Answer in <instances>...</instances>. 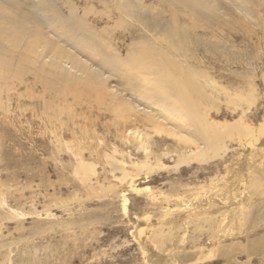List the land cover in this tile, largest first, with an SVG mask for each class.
Instances as JSON below:
<instances>
[{
  "label": "rangeland",
  "instance_id": "rangeland-1",
  "mask_svg": "<svg viewBox=\"0 0 264 264\" xmlns=\"http://www.w3.org/2000/svg\"><path fill=\"white\" fill-rule=\"evenodd\" d=\"M19 1L0 0L35 22L0 43V264H264V0H206L214 15L177 0ZM45 3L101 55L166 49L169 33L194 84L186 118L143 99L151 64L88 59L37 22ZM49 41L99 76L55 74ZM189 115L215 128L202 151Z\"/></svg>",
  "mask_w": 264,
  "mask_h": 264
},
{
  "label": "bare ground",
  "instance_id": "bare-ground-1",
  "mask_svg": "<svg viewBox=\"0 0 264 264\" xmlns=\"http://www.w3.org/2000/svg\"><path fill=\"white\" fill-rule=\"evenodd\" d=\"M6 1L10 3L9 5L14 4L15 6V4H18V5L21 4V1L19 0H6ZM128 1H129V7L130 6L132 7L134 6L136 0H128ZM177 1H179L183 7L190 8V10L192 11H195V12L196 11L197 12L210 11L214 15L215 6L209 5L206 0H177ZM15 7H17V5ZM32 7L34 8V10L33 9L31 10L35 11L36 15L38 16L37 22H39L38 18H40V21H42L44 24L50 25L53 28V32H55L56 34L58 35L61 34L62 37L66 39L69 37L71 40L76 41V44L72 45V48L79 55H83L84 57L88 59L96 58L98 60H100L98 57H101L102 61H110V62L116 59L117 61L121 63H127V64L129 61H135L138 64H140L139 65L140 70L144 68V66L151 64L149 67L151 68V71L154 72L153 74H156V80H151L149 84L144 86V88L141 90L142 97H144L143 99L148 101V103L150 102V103H157L159 105H163L165 109H169V110L171 109L173 111L175 110V111L180 112L181 114L183 113V116L185 117L184 112L187 113V110H188V107L185 102V91H187L188 87L190 88L194 84L193 82H191V80L186 75V71L184 70V68L181 67L179 63H176V61L174 60V58H179V56H181L180 54L181 51L180 52L178 51L174 38L168 37V35H170L169 33L165 34L164 39H163L165 42L166 49L156 50V46H150V49L140 50L139 52H137L136 55L127 54V56L123 57L120 54V48L117 49L115 47V48H112L113 49L112 54L110 55L102 54L101 55L98 53L97 49L94 47V43L92 42V40L89 38H86L80 32V30L74 29L69 23H67L66 18L62 16L59 13V11H57L54 8L52 4L45 3L44 6L33 5ZM69 11H70V15L68 16L69 19L75 20L77 24H79L82 28H85L92 35L93 29L89 30V28H93V26L91 25V23L85 20L86 18L85 14L78 15L75 11V8L73 7L70 8ZM29 23L34 25L35 22L33 23L31 19L27 17V14L24 16L22 15L18 18H13L10 12L5 7L0 5V43L3 42L4 36H8L11 38L10 40L11 44L12 42H16V43H13L15 45L21 43L23 41V38L28 34L30 35L32 32V29L28 27ZM17 32L21 33L22 39L20 41L16 40L17 34H19ZM173 32H176V31H173ZM81 39H83V41ZM32 43L37 45V40H33ZM1 47L2 46L0 44V49ZM45 47L49 49L51 48L50 51H52V53L50 55L49 53L45 54L44 53L45 49L43 48L41 49V52L33 51V53H31V56L33 54V57L34 56L36 58L38 57V60L40 59L42 61L47 55H49V59H51V68L55 74H59L60 76H65V77H70V78H74L75 77L74 73L76 72H79V73L81 72L82 74H85L87 77H90V78H92L93 76L94 77L99 76L98 73L94 69L87 67V65L83 62V60L80 57H78L75 54L65 51L63 47L52 45L50 44V41L48 42V45H45ZM0 56H2V54ZM159 59L161 60L165 59L167 61L168 65H170L177 73L176 78L174 77L175 75L174 76L171 75L168 72V70L162 69L163 67L161 68L160 66H157L156 64H154L155 60L158 61ZM66 64L69 67H66ZM174 70L171 71L170 69L169 71L173 72ZM190 117L191 115H189L188 117L189 127L192 128L191 132L193 133L195 137L193 141L196 144L202 145L201 148L199 147V150L202 151L205 148L206 143L203 142L204 144H201L199 140L205 139V137H208L210 134L214 136L215 128L209 127L210 129L207 128L205 130L203 127H201L200 125L201 123L195 124L190 119ZM203 129L209 134H204ZM245 131L247 132L249 136H251L254 133V130H252V128H249L248 125L245 126ZM259 131L260 133L264 132V122L260 125ZM129 133L132 134V137L137 139L138 142L140 143L144 142V138L137 131H132V133L131 132ZM145 178L146 176L139 177V175H137L131 180V183L136 182L137 180H143ZM135 190L137 191L138 188H135ZM125 203H126V199L124 198V204H123L124 210L126 209Z\"/></svg>",
  "mask_w": 264,
  "mask_h": 264
}]
</instances>
